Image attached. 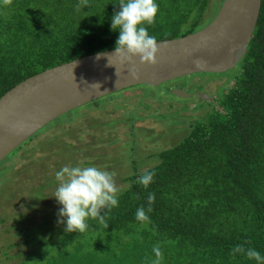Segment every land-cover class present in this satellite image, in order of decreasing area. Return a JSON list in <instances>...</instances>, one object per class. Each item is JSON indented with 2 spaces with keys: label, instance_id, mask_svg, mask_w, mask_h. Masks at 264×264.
I'll return each instance as SVG.
<instances>
[{
  "label": "trees",
  "instance_id": "trees-1",
  "mask_svg": "<svg viewBox=\"0 0 264 264\" xmlns=\"http://www.w3.org/2000/svg\"><path fill=\"white\" fill-rule=\"evenodd\" d=\"M210 2L156 0L159 11L155 23L146 25L149 34L165 40L196 31L212 18L204 16ZM77 3L12 0L4 6L0 0V96L47 68L115 48L119 29L113 31L111 21L119 0H89L80 11ZM230 78L231 86L225 83L214 95L217 109L191 124L178 143L160 150L154 165L122 178L128 183L119 206L105 217L108 227L87 219L84 233L70 232L59 241L74 250L59 249L45 264H90L75 259L85 237L91 244L119 242L122 264H153L157 245L161 264H257L231 253L243 244L264 256V0ZM145 172L155 173L148 188L137 183ZM149 193H155L147 213L151 222L142 223L135 213L141 206L147 210Z\"/></svg>",
  "mask_w": 264,
  "mask_h": 264
},
{
  "label": "rangeland",
  "instance_id": "rangeland-1",
  "mask_svg": "<svg viewBox=\"0 0 264 264\" xmlns=\"http://www.w3.org/2000/svg\"><path fill=\"white\" fill-rule=\"evenodd\" d=\"M216 1L205 17H213ZM230 70L111 93L89 108L84 104L56 117L14 148L0 161V264H45L59 249L73 251L69 243L58 245L69 232L66 223H58L62 205L54 197L55 173L64 166H97L116 173L122 192L128 183L122 178L154 165L160 150L178 143L191 124L217 109L214 95L225 83L231 86ZM179 86L214 99L174 96L171 90ZM83 242L75 254L78 262L122 264L119 242L91 244L88 237Z\"/></svg>",
  "mask_w": 264,
  "mask_h": 264
},
{
  "label": "water",
  "instance_id": "water-1",
  "mask_svg": "<svg viewBox=\"0 0 264 264\" xmlns=\"http://www.w3.org/2000/svg\"><path fill=\"white\" fill-rule=\"evenodd\" d=\"M260 0H221L213 17L201 28L180 37L157 40L155 65H121L115 48L47 68L18 82L0 96V161L33 133L56 117L102 96L137 85L159 84L193 73L232 69L245 53L258 16ZM112 54V55H110ZM109 63L112 64L109 66ZM198 65V66H197ZM135 67L139 78L132 79ZM177 97L198 95L173 88Z\"/></svg>",
  "mask_w": 264,
  "mask_h": 264
},
{
  "label": "clouds",
  "instance_id": "clouds-1",
  "mask_svg": "<svg viewBox=\"0 0 264 264\" xmlns=\"http://www.w3.org/2000/svg\"><path fill=\"white\" fill-rule=\"evenodd\" d=\"M4 6L12 4V0H2ZM89 6V0H78L75 5L77 11ZM120 10L114 13L111 21L112 30L119 29V36L115 44L114 55L119 57L121 65L135 64L134 57L140 58L141 64L155 65L156 56L160 52L155 36L149 34L147 26L153 25L159 11L156 0H119ZM109 54L97 53V59ZM112 55V54H110ZM109 66L112 64L109 63ZM198 66V65H197ZM129 75L132 79H138L139 75L133 67ZM59 182L54 197L62 207L59 210L58 223H66V232L84 233L89 225L87 219H98L100 224L105 223V217L113 208L119 206L120 188L116 183V173L97 166H64L55 173ZM155 173L145 172L137 183L148 188L154 182ZM155 202V193L147 196L148 208L143 206L136 210L135 217L142 223H150L148 212L152 211L151 205ZM107 209L106 215H101L102 210ZM66 218V219H65ZM155 260L153 264H161L163 252L159 245L153 247ZM233 256L245 255L257 264H264V256L252 247L238 244L232 249Z\"/></svg>",
  "mask_w": 264,
  "mask_h": 264
},
{
  "label": "flooded vegetation",
  "instance_id": "flooded-vegetation-1",
  "mask_svg": "<svg viewBox=\"0 0 264 264\" xmlns=\"http://www.w3.org/2000/svg\"><path fill=\"white\" fill-rule=\"evenodd\" d=\"M177 88H182V87L179 86V87H177ZM184 90H185V89H184ZM194 91H195V90H194ZM194 91L189 92V93H193ZM199 91H200V90H199ZM192 96H193V95H192ZM208 96L211 97L210 100H208V101H211L212 99H214V98H213L214 96H213L212 94H210V95H208ZM147 102H148V101H147ZM149 102H150V103H153V102H151V101H149ZM150 103H149V104H150ZM166 105H167V104H166ZM166 105H165V106H166ZM139 108H140V107H139Z\"/></svg>",
  "mask_w": 264,
  "mask_h": 264
}]
</instances>
